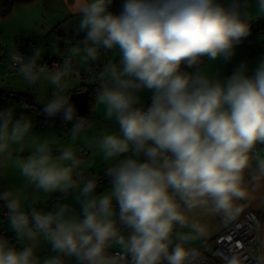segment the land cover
<instances>
[{"label": "clouds", "instance_id": "obj_1", "mask_svg": "<svg viewBox=\"0 0 264 264\" xmlns=\"http://www.w3.org/2000/svg\"><path fill=\"white\" fill-rule=\"evenodd\" d=\"M113 4L64 5L75 22L51 66L40 45L6 53L66 131L36 132L28 105L0 108V176L11 168L17 181L0 192V264H206L217 226L242 220L248 254H215L264 264V56L251 72L215 70L264 19V0ZM75 72L94 81L87 115L68 87Z\"/></svg>", "mask_w": 264, "mask_h": 264}, {"label": "crops", "instance_id": "obj_2", "mask_svg": "<svg viewBox=\"0 0 264 264\" xmlns=\"http://www.w3.org/2000/svg\"><path fill=\"white\" fill-rule=\"evenodd\" d=\"M115 4L113 7L114 12H118L120 8L121 0H114ZM71 0H62V6L57 7V0H33L30 3L19 4L15 6L12 13L4 18L0 19V51L7 53L11 50L13 46L20 51H25L26 53L37 45L41 47H47L49 50H53L54 55L48 54L49 60H55L59 62L62 59V49L65 46L66 41L64 40V33L66 30H70L71 25L75 22L73 19V14L67 10L64 6L70 4ZM264 19L257 21L252 28V35L248 37L240 46L236 49V55L232 58L230 62L217 61L215 62V70L221 72L224 75L231 74L232 69L242 61H247L249 64V69H253L257 63V60L262 56L259 53V48L263 42V36L259 33V27L263 25ZM13 40V42H9ZM36 41V42H34ZM52 42V43H51ZM28 52V53H29ZM27 53V54H28ZM44 57V55H43ZM80 76L82 72H79ZM82 77V76H81ZM94 81L90 78L88 83ZM86 84V83H85ZM92 84V83H91ZM83 85V84H81ZM76 87L78 89L79 87ZM72 94L75 90H71ZM74 91V92H73ZM147 97V93L144 94ZM13 94H11V97ZM15 96V95H14ZM10 100H15L9 98ZM16 101H20L23 105H28L25 101L18 98ZM6 107L3 101H0V108ZM87 111V110H86ZM38 110V114H39ZM90 114V111L88 112ZM82 115V114H81ZM84 115V114H83ZM38 120L36 119V117ZM33 116L36 127L35 131L40 134L54 133L63 136L65 130L59 127L62 124L59 118H56L58 124L52 122H44L46 118H40L37 114ZM99 118V117H97ZM63 125V124H62ZM63 128H66L63 125ZM99 125H97V130ZM79 143V141H77ZM100 167L97 163L96 168L92 169L93 172H99ZM15 170H9L8 177L0 176V192H3L6 188L13 186L17 181L15 180ZM100 179L104 186H108V181L106 177L101 173ZM99 190V189H98ZM104 189L100 190L103 191ZM57 195V194H56ZM253 211H257L253 209ZM264 215V213H260ZM0 218L2 219V208H0ZM6 227V226H5ZM5 227L0 225V231L5 232ZM221 226H217L214 235L208 240L205 253H208L212 246L214 238L221 232Z\"/></svg>", "mask_w": 264, "mask_h": 264}, {"label": "rangeland", "instance_id": "obj_3", "mask_svg": "<svg viewBox=\"0 0 264 264\" xmlns=\"http://www.w3.org/2000/svg\"><path fill=\"white\" fill-rule=\"evenodd\" d=\"M9 42H13V40L12 41L9 40ZM34 42H36V41H34ZM45 46L42 47L43 55H44V57H43L44 61L46 60V58H48V54L54 55L53 50H49ZM88 82H89L88 78L87 79H83L80 76L79 72H75V73H73L71 75V78L68 81V87H69L70 90H76V87L80 86L83 83L88 84ZM91 83L93 84V82H91ZM45 93H46V89H44V88L36 89L35 93H33L32 90L28 89L23 84V82L17 78L15 70L10 66V64H9V62L7 60L6 53H3V52L0 51V95H1V100L0 101H3L4 104H6V107L10 106V105H15V106L19 107L20 105L24 104L23 101H22L23 104H21L20 101H16L17 99L10 100L9 98H7V96L13 94V96L14 95L18 96V98L19 97L20 98L24 97V100H27L28 104H29V112H28L29 115L35 116L37 114L40 118H46L42 114H40V113L38 114L39 106L38 105L37 106L33 105V103L35 102V97H34L33 94H39V95L43 96V95H45ZM91 106H92V102H91ZM91 106H90V110H89L90 112H91ZM35 117L38 120L37 116H35ZM44 122H49V121L46 120ZM54 123L57 125L58 121L55 120ZM59 127H61V129L66 131V128H63L62 124H60ZM54 133H57V132L55 131ZM93 134L94 133H86L84 135L91 136ZM106 187L107 186L103 185V187L100 188L98 190V192L100 190L106 188ZM58 195H60V194L57 193V196ZM3 220L4 219L0 218V221H3ZM3 227H5V231H6L7 225L3 224ZM7 234L12 235V233H10V232H8Z\"/></svg>", "mask_w": 264, "mask_h": 264}, {"label": "built area", "instance_id": "obj_4", "mask_svg": "<svg viewBox=\"0 0 264 264\" xmlns=\"http://www.w3.org/2000/svg\"><path fill=\"white\" fill-rule=\"evenodd\" d=\"M115 4V1H114ZM112 6V11L113 7ZM259 33L263 36V44L260 46V51L264 55V22L263 25H261V28L259 29ZM45 62L51 66L53 63H56L55 60H45ZM2 211V216L4 218ZM251 219V217H249ZM221 232L214 238L213 240V246L211 250L208 253L204 252V256L206 257V264H221L220 259L215 254L216 249H227V248H235L238 244H242L244 246L245 254H248V241L249 237L247 235H242L245 230V224L243 220L233 226H221Z\"/></svg>", "mask_w": 264, "mask_h": 264}, {"label": "trees", "instance_id": "obj_5", "mask_svg": "<svg viewBox=\"0 0 264 264\" xmlns=\"http://www.w3.org/2000/svg\"><path fill=\"white\" fill-rule=\"evenodd\" d=\"M32 1L33 0H0V19H4V18L8 17L12 13L13 9L15 8V6H17L19 4L30 3ZM260 28H261V26L259 27V29ZM262 44H263V42H262ZM21 52L27 54L25 51L21 50ZM259 53L262 56H264L261 53L260 49H259ZM46 60H48V59H46ZM81 76H82L83 79H87L88 78V77H85L83 73H81ZM88 79H90V78H88ZM93 87H94V85L91 84V83H88V84L83 83V85H81V87H79L78 89L75 90V93L87 92L89 94V98H90L89 105H88L87 111L84 113V115H87L89 110H90V106H91V102H92L91 101V93H92ZM7 98H11V95L7 96ZM19 99L21 101H25L26 103H28L27 100H24V97L23 98L19 97ZM0 100H1V95H0ZM33 105L37 106L35 104V102L33 103ZM104 181L107 182V180H104ZM0 208H2V202H0ZM2 211H5V210L2 209ZM2 219H4V218H2ZM0 234H4V231H0ZM9 236L11 237L12 235H9Z\"/></svg>", "mask_w": 264, "mask_h": 264}, {"label": "water", "instance_id": "obj_6", "mask_svg": "<svg viewBox=\"0 0 264 264\" xmlns=\"http://www.w3.org/2000/svg\"><path fill=\"white\" fill-rule=\"evenodd\" d=\"M13 99H18V96H12ZM73 102L76 103L79 114H84L89 105V94L87 92L72 94Z\"/></svg>", "mask_w": 264, "mask_h": 264}]
</instances>
